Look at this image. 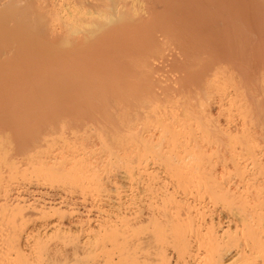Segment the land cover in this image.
Segmentation results:
<instances>
[{"label": "bare ground", "instance_id": "6f19581e", "mask_svg": "<svg viewBox=\"0 0 264 264\" xmlns=\"http://www.w3.org/2000/svg\"><path fill=\"white\" fill-rule=\"evenodd\" d=\"M50 3H52L51 0H0V169H2L0 173L20 169L21 158L19 159V155H25L24 153L29 151L27 147L31 148H29L31 153V150L36 151V149L46 148L49 142L47 137L51 134V132L49 133L51 124L50 122L46 123L48 120H56L59 123L62 122V119L65 121L66 118H70L67 119L70 123L66 120L68 127L76 126L74 122L78 124L79 121L78 125L81 124V128L84 125H89V131L85 129L88 133L91 132V127L96 125L97 129L100 128L98 132L101 133L102 131V136L105 135L104 140L105 138L107 141L110 139L111 143L117 136H120V140L121 137H126V141L123 139L124 142L122 143H119L120 141L118 140V143L122 145L118 146L116 150L119 152V154H116L117 156L119 155L120 163L125 168L124 171L122 170L120 178H122V182L131 184L129 181L134 183L137 181L143 184L145 181L148 182L149 173H152L149 168V160L156 153L153 150H156L159 145L155 142L157 144V146L155 145L156 148L152 147L154 146L153 134H155L156 138L158 136L156 133L152 134L154 129L151 130V127L155 128L157 124L155 126L153 124L150 127V122L155 121V117L157 118L160 115L158 121L162 120L164 125L167 126L168 124L175 125L176 121H173L174 117L171 114L176 116V120H179V123L186 120L184 118L188 116L187 119L197 122L196 126L199 123L204 125L200 127L207 125L211 142L210 159L219 167L217 172L220 175L228 172L227 176L230 177L227 184L222 183L226 185L227 189L224 190L227 194L217 192L220 199L227 203L228 206L226 208L229 207V213L227 214L231 216V221H228L227 229L229 231L226 232H232L235 235L220 234L219 236L216 234L211 235L212 233L207 235H186L194 230L195 224H191L190 220L192 218L188 220V216L187 219L184 218L186 221L188 220L186 224L185 221V223H182L183 217L180 218V216V219L175 221L178 216L175 219L173 217V220L166 213L169 221L167 219L164 225V221H160L162 218L157 220L155 214L153 215L151 212H142L139 216L136 213L137 215L134 214L135 218L130 223L126 224V226L123 225L126 228V232L133 231L134 233L132 234L133 236L127 235L131 237V239L129 238V243L126 240L127 236H125L126 239L123 238L126 242L124 244L128 247L124 246L126 249L121 247L124 250L120 254L119 262L123 260V263L120 264H124V262L125 264H174L171 262L169 255L170 252H174L173 246L178 252V254L176 253L177 259L185 260L184 257L187 255L186 261L189 264H264V206L258 207V210L256 207L255 211L245 210L247 199L244 196L246 195L241 194L244 190L241 189V193H239L240 191L237 188L243 185L241 183L245 181H241L246 178H240L239 180L234 176V174H246L249 172L250 167H258L260 163L256 162L255 159L264 156V0H66L64 4L58 6L60 7L58 9L56 7L51 8ZM61 9L63 10L61 11ZM42 41L43 43L40 44ZM45 41H47L46 44L44 43ZM39 58H44L41 61L47 71L38 64ZM20 63L26 64L20 65ZM34 63L37 64L36 68L33 67L37 72L31 68L35 65ZM164 64L167 65L165 66ZM163 65L164 67L162 68ZM169 65H171V74L167 73ZM161 68H165L166 71L164 69L163 72ZM30 70L34 71V74L37 73L35 75L36 79L32 75V80H37L40 75L43 78L40 76L38 80L42 79L39 82L38 80L37 82L31 80L32 82L28 85L29 81L26 80L28 78H23L24 76H31H28L32 72ZM44 70L46 73L43 72ZM44 74L45 76H43ZM173 74L178 76L179 79H176L177 81L171 79ZM22 75L23 81L21 79L20 83H18V78ZM26 81L28 82L26 83ZM25 86L26 88H24ZM22 89L26 90V93L24 90L22 92ZM176 109L180 112L182 111V113L177 115L179 111L176 112ZM230 110L236 113L235 119L229 114ZM184 112L185 114H183ZM38 116H40V119ZM222 116L226 118L224 123L221 122ZM74 118L78 121H75ZM57 119H60V121ZM41 120L46 124L42 123ZM39 121L41 124H45L46 134L49 133L48 136L45 134L48 141L47 143L44 142L46 144L41 143L45 141H41L45 139V137L41 138L44 134L42 132L44 126L42 128L41 124L40 126L39 124L35 125ZM54 121H51V123ZM158 121L153 123H163ZM186 121L184 123H187ZM190 121L188 122L190 123ZM56 122L52 123V125L59 126L63 124H55ZM33 123L39 127L33 126ZM65 125L66 123H64ZM78 125L76 127L80 128ZM183 125L186 126V124ZM61 126L60 129L53 127V134L54 129H59V131L63 132ZM81 128L79 131L82 132ZM84 128L88 127L84 126ZM156 128L155 130H157ZM84 134L86 136V133ZM129 137L132 140L131 143H127V140H130ZM74 141H76V137ZM30 144L31 146H29ZM48 144L50 145V143ZM169 146L171 147L172 145ZM6 148L8 153L4 152ZM197 148L199 149V146ZM172 150L169 149L171 153ZM190 151H193V154H185L187 155L185 159L181 155L184 162L180 161L178 164L177 162H179L178 160L181 157L177 153L174 152L177 157H175V154L173 156L174 158L179 157L178 160L176 159V163L175 160L172 161L173 157H170L171 159L165 157L166 160H170V164L172 162V165H181L180 168L174 166L172 169L173 166L169 164L170 166L168 167L172 166L171 170H169L173 171L171 173H174L173 175L175 176L173 178H185L181 170H186L189 173L192 170H197L195 173L200 171L199 165L196 168V165L194 166L193 164L196 160L204 159L203 161H205L207 159L205 157L206 151L201 152L200 150L198 153L196 148L195 151ZM39 152L42 153L43 151H36V153ZM185 152L187 153V151ZM31 153L28 158L29 163L24 162L27 161L24 160L22 161L24 164L32 162V160L30 162V159L34 157L31 158V156L36 153ZM120 153H122V156H120ZM197 154H199L198 157ZM54 156H51V159ZM78 156L80 157V155ZM81 156L83 155L81 154ZM36 157L38 158L37 154L35 155ZM60 157H54L52 163L41 164L42 166L47 164L48 167L47 165L45 167L53 172L59 166L57 163L61 159L65 161V158ZM64 157L66 156L64 155ZM66 158L69 159L71 157L68 156ZM43 161L45 162V160ZM76 161L75 159L77 164H74V161H65L64 163L68 162L63 164L66 168L63 166L58 167L59 171H70V169H73V171H68V173L72 172L71 175L75 173V175L88 179L86 174L92 172V164L84 162V160L83 162ZM215 165L212 167L213 170L210 168V173L216 170L217 167ZM38 166L41 165L39 164ZM5 167L8 171L4 172ZM202 171L200 172L201 174ZM205 171V176L210 179L211 174L208 173L209 171ZM220 171H223V174ZM229 171H232V174ZM39 172L41 171L39 170ZM52 172L49 175L52 174L53 176ZM229 173L236 178L233 177L231 179ZM42 174L40 173V176ZM201 174L199 176L196 174V176L200 178ZM219 174L213 172L211 179L219 181ZM46 175L44 174L45 179L47 176L49 177V175ZM61 175L66 176L67 173L65 172V174ZM173 175L171 174V176ZM59 179L61 178L59 177ZM78 180L79 182L80 180L83 181L81 178ZM148 183L144 185L148 186ZM144 185L141 188L145 192ZM223 187H220V189ZM169 194L166 196H173V194ZM140 196L142 195L140 194ZM168 197L166 200L171 203L172 199L170 197L168 199ZM175 198H173L172 202L177 203ZM239 200L244 205L242 210H239L236 206V204L240 206ZM181 205L183 206V204ZM185 209L188 210V206ZM197 214L200 215L201 211ZM163 216L166 218L165 215ZM23 219L25 220V218ZM24 220L20 221V223L19 220L15 221V224L12 222L14 224H11L14 227L13 231L14 233L15 231L17 232L15 235H24L22 232L25 231L23 227V225L25 226ZM179 221L182 222L179 223ZM67 223L65 225L75 224L69 219ZM100 223L102 224V222ZM107 223L108 221L105 224ZM201 224L203 225V223ZM107 225H110V223ZM142 225L146 227L147 232L143 231ZM150 225H155L152 231H149ZM100 226L98 228H102ZM40 227L42 226L40 225ZM138 227H142V231ZM21 228L22 231H20ZM7 229L10 230L11 227ZM104 229L106 230L102 232L98 229L99 235L91 236V234H86L87 236L79 240L80 243L78 244L80 246L77 249L82 255L88 257L86 259L92 258L93 255V261L90 264L108 263L100 259L99 256L97 257L98 252L103 250L102 243L106 246V241L103 240L104 235L110 232L108 227ZM200 229L195 232L197 234L202 233ZM122 230L124 229L122 228ZM10 233L13 235V232ZM168 233H176V235H167ZM181 233H184L185 236L182 235L183 237L178 240L174 239V237H179L178 234ZM248 233L250 234L247 235ZM116 237L119 238L120 236ZM116 241L119 242V239ZM72 243L74 244L75 242L72 240ZM78 244L76 245L78 246ZM252 248H255L256 257L254 259H256V262L251 261V258H253L252 253L254 252H252ZM79 251L77 252L78 255ZM180 259L179 261H181ZM181 263L185 262L181 261Z\"/></svg>", "mask_w": 264, "mask_h": 264}, {"label": "rangeland", "instance_id": "374dc122", "mask_svg": "<svg viewBox=\"0 0 264 264\" xmlns=\"http://www.w3.org/2000/svg\"><path fill=\"white\" fill-rule=\"evenodd\" d=\"M51 2L52 3H50L51 4L50 7L51 8L56 7L58 9V8H60L58 6L60 4H64V2H66V0H53V1L51 0ZM54 3H55V6H54ZM62 10L63 9H61V11ZM43 41L40 42V44L43 43ZM46 42L47 41H45L44 43L46 44ZM40 44H38V45L40 46ZM45 44H43V45L45 46ZM38 45H37V47H38ZM37 50H39V49H37ZM43 59H40L39 58L40 63H39V61H37V59H36V61L38 62V64H40V66L43 67V69H45L44 68V63L41 61ZM25 64L24 63H20V65H25ZM36 65L37 64L33 65L31 68L37 72V70L33 68ZM164 65L166 66L167 64H164ZM164 65L162 66V68L164 67ZM168 68L169 69H167V71H168L167 73L171 74V70H170L171 65H169ZM164 69H162V71ZM45 70L43 71L44 73H46ZM30 71H32V70H30ZM165 71H166V69H165ZM43 72H42V74H43ZM36 74H34V71H32L28 75V76L31 75L30 77H25L24 76V78H23V75H22L20 78H18V83H20V80L22 78L23 79L28 78L26 80L29 81V83H28V85H29L30 82H32V81H34L36 79V77H35ZM32 75H34L33 76L35 78L34 80L31 79ZM175 75L174 74L171 75V79L177 81L179 78H178L177 75L176 76ZM37 76H39V75H37ZM40 76L42 77V75H40ZM43 76H45V74ZM39 77H38V79H39ZM23 79L21 81H23ZM37 80H35V81L37 82ZM40 80H38V82ZM28 81H26V83ZM24 88H26V86ZM27 89H28V87H27ZM23 90L24 89H22V92L25 91V93H26V90H24V91ZM175 111L177 112L179 110L176 109ZM229 112H230L229 114L232 117H234V119H235L236 118V113L233 112L232 110H230ZM181 113H182V111L181 112L179 111V113L177 112V115L178 114L180 115ZM183 114H185V112ZM159 116L157 118L155 117V119H154L155 121H153V122H157L158 121V118H160ZM171 116L174 117L173 121L174 122L176 121V124L175 125L173 124L174 126L171 125V124H168V126L167 125H164V122L162 120L161 121L163 123H160V124L159 123L150 122L151 123L149 125L150 127H151V125L153 126V124H154V126H155V124H157L156 125L157 128L155 127L157 130H155V128H152V127H151V130L154 129L152 131V134L153 133H156L157 136H158L156 138L155 137V134H153L154 135V143H153L154 146H152V147L153 148H156L155 145L157 146V144H159L158 146H160L161 148L157 146V149L156 150H153V152L156 151V153H155L156 156H155V154H153L152 155V158L153 159L150 158V160H149V162H150L149 168L152 171V173L149 171L150 172L149 174H150V177H152V176L153 177L152 178L148 177L149 178L148 182L150 181V179H151V181L149 183L147 181H145L143 184L138 183L137 181L135 182L136 184L134 182H132V181H129V182H131V184L130 183H126V182H122V178H120L122 176V172L124 171L125 168H124V165L122 163H120V158L118 157L119 155L117 156V154H119V152L116 151V150H117L118 146L122 145V144H119V143H122V142L126 141V139H127L126 137H121V140H120V136H117L112 141L113 143H111L110 139H109V141H107L106 138H105V140H106L105 141L104 140V136L105 135L102 136V134H101L102 131L100 130L101 133L98 132V130L100 128L97 129V126L96 125H93L94 127H96L95 130H93L94 127H91L92 128V129H90L91 132H88L87 133V131H85V129L88 130L89 129V125L88 126L87 125H84V126H86L88 128H84V126H83V128H84L83 129L80 126L81 124L78 125L79 124V121L77 119H75V118H74V120L75 121H78V124H76L77 122H74V123H75L76 126L77 125L80 126L82 132L79 131L80 128H78L76 126H73L74 128L72 126H71L72 128L70 126L69 127L67 126V122L70 123V121L67 120V119H70V118H66L65 121H63L64 119H62V122H59V123L56 122V120L55 121L54 120H51V121L56 122L55 124H57V123L58 124L63 123V124H61L63 126H64V123H66V125L64 126V129H63V126H61V125L54 126V125H52V123H54V122L51 123V121L45 120V121H47L46 123H49L50 122V124H51V128H50L51 131L49 130V133L51 132V134H53V132H52L53 127L54 128L55 127H58L60 129V126H61L62 127L61 130H63V132H61V131H59V129L55 130L56 129L55 128L53 130L54 131V134L53 135L50 134L49 137H47L49 133L46 134L47 131L45 132V124L46 123L43 122L42 120H41V122L42 123H45L44 125L41 124L40 121L37 122V123H35V125L36 124H39V126L41 124V127L42 128L44 126V128L42 130V132H44V134L42 135L40 133V135H42L41 138L45 137V139H42L41 141H43V140H45V141H43L41 143H44V142L47 143L48 141L46 139L49 138L48 139L49 140L48 143H50V145L47 143V146L45 145L46 148L44 147L45 149L44 148L43 149H36V151H38V150L41 151L42 150L43 151L42 153H40V152L39 153H36V151L31 150L32 153H36L37 154L38 158L37 157L35 158V155L36 154H32L31 152H29L31 148L29 147L30 148L29 149L27 147V149L29 150L28 151L29 154L27 152V153H24L25 155H21V156L19 155V159L21 158L20 159V161H21L20 169L21 170L20 169H15V170L12 171L13 172L12 173V172H9L8 170H6L7 168L5 167L4 172L5 171H8V172H6V173H3L2 172L3 174L0 173V264H90L93 261V259H92L93 258V255H92V258H90V259H86L88 257H86L85 255L84 256L82 255V253L77 249V247L80 246V244H78V243H80L79 240L82 239L83 237L87 236L86 234H89V235L91 234V236L92 235L95 236L97 234L99 235L100 232H102L103 230L104 231L106 230V229H104L106 227H108L110 229L109 230L110 232H107L108 234L106 233L104 235V239H103V240L106 241L105 242V245L106 246H104V244L102 243L103 250L98 252L97 257L99 256V258L102 259L103 261H107L108 262L107 264H120V263H123V260L121 262H119V259H120V254H122V252L124 250L121 247H123V248H125V247L127 248L128 247V246L125 245L126 244V242L124 240V239H126L125 236H127V235H130L131 236L134 233L133 231H131V232L130 231H127L128 232L127 233L125 226H126V224L130 223L133 218H135V215L138 214V216H139V214L141 215L142 212H146V211L153 213V215L155 214V217H157V220L159 218L160 219L162 218L161 220L160 219L159 220L161 222L164 221L163 224L167 221V219L169 221V218L170 219H173V217H174V219H175L176 216H178V218L176 217V220L175 221H177V219H180L182 217H183V219L184 218L187 219L189 217L188 220H190L192 218V220H190L192 223L190 221H189V223H191V224H194L195 223L196 224V225L194 224V228H193L194 229L193 230L194 232L192 231L190 233H187L186 235H205V234L207 235L209 233H212L211 235H215L216 234V235H219V236H220V234L221 235L222 234L223 235H232V234L235 235L232 232H226V231H229L227 229V226H228L229 222L231 221V216H228V214H227V213H229V211H228V208L229 207L226 208L228 206L227 203L225 201L221 200L220 199V196H219V193L220 192L222 194L225 193V190L227 188L225 187L226 185H223V184H227L228 178L230 179V177L227 176L228 172L227 173L224 172V175H220L219 172H217V169L219 171V167L216 166L211 161V159H210L211 158V155H210L211 154V149H210L211 148V142H210V138H209L210 135H209V131H208L207 125L205 126L206 128L205 127H200V126H204V125H202V123L200 125V123L198 122L199 124H197V126H196V123L197 122L193 120L194 121V123H193L194 126H193L192 125V122L193 121L192 120L190 121L189 119H187L188 116L187 117L184 116L185 117L184 119L190 121V123L188 121H186V120L182 121L183 124H186V126H185V125L182 124L181 121L179 123V120H176V116H174V114H171ZM39 117L40 116H38V118ZM42 117H43V115H42ZM44 118H45V114H44ZM57 120L60 121V119H57ZM66 120H67V122H66ZM225 120H226V118L224 116H222L221 117V122L224 123ZM185 121L188 124L187 123H184ZM71 123H72V121H71ZM50 124H49V126H50ZM35 125L33 123V126H35ZM69 125H71V124H69ZM29 126H31V125H29ZM39 126L37 125L35 127H39ZM41 127H40V129H41ZM46 128H47V126H46ZM68 128H69V130H68ZM183 128H185V129L183 130ZM200 128H202V129H200ZM158 129H160V130H158ZM56 131H57V133H55ZM58 131H59V133H58ZM95 132L98 133L97 134L98 136L96 135ZM80 133H81V135H80ZM84 133H86V136H85ZM40 135L38 134L39 137H40ZM130 135H127V136H130ZM82 136H83V138H82ZM101 136L103 137V139H102ZM75 137H76V141H74L75 140ZM78 137H79V139H77ZM130 137H129V139L131 140ZM161 138H163V139H161ZM123 139H125V140L123 141ZM130 140H127V143H129V142L131 143L132 140L131 141ZM115 141H116V143H115ZM52 142H53V144H52ZM46 143H44V144H46ZM169 145H172L173 147L172 146L170 147ZM29 146H31V144ZM167 146H169V147H167ZM193 146H194V148H193ZM198 146H199V149L197 148ZM65 147H66V149H65ZM110 147H111V149H110ZM166 147H167V149L165 150ZM70 148L71 149L73 148V150H71ZM168 148L171 149V150L173 149L172 150V153H171V151H169ZM195 148L197 150L196 152H198V153L200 152V150H201V152H205L206 151L205 157L207 159L205 161H203L204 159L203 160H200V161L196 160L194 162V164H193L194 166L196 165V168L199 165V167H200L199 170L200 171L198 173H195V172H197L196 168H195L196 171L192 170L190 173L189 172H186V170L185 171L181 170L182 173H183V176L185 178H183V177L180 178L182 181L177 176L176 177L178 179L173 178L175 176L173 175L174 173H171L173 171H170L171 170V167L173 166L172 169L174 168V166H177V167L180 168L181 165L178 166V165H176L174 163H173L174 165H172V162L170 164V162H169L170 160L168 161V159H171L170 157H173L175 153H177V155L180 156V157L182 155L183 158L185 159V157L187 156L185 154H189V153L193 154V151L191 152L190 150H194L195 151ZM57 149H58V151H57ZM158 149H160V150H158ZM73 151H74V153H73ZM165 151H166V153H165ZM182 151H184V153H182ZM185 151H187V153ZM4 152L5 153H8V149L6 148L4 150ZM110 152H112V153H110ZM30 153L32 154L31 158L34 157L33 158L34 160L33 159H30V162L32 160V162L30 164H27V163L24 164L22 161L27 160V161H24V162H28V160H29L28 158L30 157ZM67 154H68V156H70L71 158L73 157V158L72 159L71 158H69V159L66 158V157H68ZM81 154L83 156H81ZM40 155H42V156H40ZM50 155L51 156H54V157L57 156V158H58V156L60 157V155H61L60 158H65V161H68V162H70V161L73 162L74 161L73 162L74 164H77V163H75V159L77 161H79V162L80 161L83 162V160H84V162H89L93 166V168L91 169L92 172H90V174L87 173L88 175L86 174V177L88 178V179H86L85 177L84 178L83 177H80V175L79 176L77 174L75 175V173L72 174L73 175L72 176L71 175L72 172L71 173H68V171H69L68 170V167H67V170L68 171H65V170L59 171L60 169H58V167L60 168V167L63 166V164H67L68 163V162L64 163L65 162L64 159H63V161L61 159L57 163V165H59L56 168L58 171L54 168L55 171L52 172V171H50V169H47V167H48L47 164H46L47 167H45L46 165H43L42 166V164H41V163H44V164L45 163H52L53 160H54V157H52L53 159H51V156ZM62 155H63V157H62ZM64 155L66 157H64ZM78 155H80V157ZM162 155H164V156H162ZM177 155L175 157H177ZM26 156H28V157H26ZM120 156H122V153H120ZM198 156H199V154H197V157ZM165 157H167L168 159L166 160ZM25 158H27V159H25ZM41 158L43 160H45V162ZM82 158H83V160H81ZM183 158L181 157L180 160H178L179 157L178 158H174L173 157L172 161L175 160V163H176L177 162L176 159H177L179 161V162H177V164H178V163H180V161L181 162L182 161L184 162V159ZM263 158H264V156L257 157L255 159V161L256 162H259L260 164L258 165V167L256 166V168H251L250 167L249 172L246 171L247 172L246 174H244V175L243 174L242 175L241 174H237V175L234 174V176H236L237 179H239V180H240V178H243V179L246 178L247 179V181H246V179H244V180L242 179L243 181H241V182H244L245 181L244 182L245 184L244 183H241L243 185H241V187H239L237 189L240 191L239 193H241V189L244 190L243 192L245 194L243 192L241 194L242 195H246V196H244V198H246L248 202L246 201L245 202V205L249 209L245 206L246 207L245 210H248V211H251V210L252 211H255V208L256 207H257V210H258L260 207H263L264 206V201H263L264 200V169H263L264 168V159ZM105 159H107V160H105ZM87 160H90V161H87ZM231 162H233V161H231ZM113 163H115V164H113ZM39 164L41 166H38ZM169 164L172 165V166L171 167H168V166H170ZM213 164L215 165V167H217L216 170H215V167H214V170L215 171H213V172L218 173L221 176V177L219 176V181H217V180L215 181L214 179H211L213 172L212 173H210V172H211V169L213 170V168H212L214 166ZM94 166H95V169H94ZM190 166H192V165H190ZM63 167H65V166H63ZM43 168H45V169H43ZM188 168H190V167H188ZM201 169L204 170V171H202ZM1 170L2 169H0V172H1ZM39 170L41 172H39ZM205 170H207V172L209 171L208 173L211 174L210 179H207L208 177L205 176L206 175L205 174L206 173ZM70 171H73V169L72 170L70 169ZM201 171H202V174L200 173ZM232 171H229V172L231 173ZM47 172H49V173L47 174ZM50 172H52L54 175L53 176H52V174L49 175ZM65 172L67 173V175L69 174L71 176L68 175L69 176L68 177L66 175L67 176L66 177L65 175H61V174H65ZM220 172H221V174H223V171H220ZM40 173H43L42 176H40ZM103 173L105 174V176H104ZM199 173L201 174L200 178H198L196 176V174L199 176L200 175ZM234 173H235V171H234ZM1 174H2V177H1ZM44 174L45 175L46 174L49 175V177L47 175L46 176L48 178H50V179H48L47 177L45 179ZM58 174H60V175H58ZM171 174L173 176H171ZM231 174L229 176H231V179H232L234 176L231 175ZM186 175H187V177H186ZM202 175H204V176H202ZM58 176L61 179H59ZM88 176L89 177L91 176L90 178H92V179H90ZM113 176L116 177V178H114ZM207 176H210V175H207ZM56 177H58V178H56ZM79 177L83 181L80 180V182H79V180H78V179H80ZM236 177H234V178H236ZM66 178H68V179H66ZM70 178H71V180H70ZM184 179H185L186 182L184 181ZM77 181H78V184H77ZM94 181L96 182V184H95ZM184 182H185V184H184ZM145 183L146 184L148 183V186H145L144 185ZM149 184H151V185L149 186ZM219 184L220 185H223L224 187L223 186H220ZM142 185L145 186L144 187V189L146 190L145 192H144L143 188H141V187H143ZM112 186L114 188L116 187L115 188L116 190ZM242 186H244V187L242 188ZM220 187H223V188L220 189ZM82 189H84V190H82ZM238 190H237V192H238ZM217 191H219V193ZM143 192H144V194H142ZM169 193L171 195L173 194V196H174V197L173 196L172 197L169 196L172 199L171 200V203L172 204L168 200H166L167 197H168L166 195L169 194ZM140 194L142 196H140ZM225 194H227V193H225ZM83 195H84V197H83ZM137 197H139V199H137ZM141 197H142V199H141ZM169 197H168V199H169ZM173 198H175V200L177 199V203L176 202H172L173 201ZM157 199H158V201H157ZM242 200L244 201V199H242ZM239 201H240V206H239V204H236V206H237V208H239V210L240 209L242 210V209H244V205H242L243 203L241 202V200H239ZM134 204H136V205H134ZM181 204H183L184 207ZM253 204H255V205H253ZM132 205H134V206H132ZM142 205H144L146 208L144 206H143V208H141ZM203 205H204V207H203ZM256 205H258V206H256ZM149 206H150V208H148ZM178 206L179 207L181 206L183 208H181V207L179 208ZM187 206H188V210L185 209V207H187ZM134 207H137V208H134ZM224 208H225V210H224ZM180 209H182V210H180ZM137 210H138V212H137ZM185 210H187L189 212V214L190 213H192V214H190V216H189V214L186 215V213H188V212L186 211V213H184ZM194 211L195 212L198 211V212L195 213ZM200 211H201V214L200 215L197 214V213H200ZM166 213H168L170 215L169 218L166 217L167 216ZM183 213L185 214V216H183L184 215ZM163 215H165L166 218H164ZM228 217H230V218H228ZM23 218H25V220ZM68 219H69V221L72 220V222H74L75 224L72 223L73 225L72 224L71 225H65V223L68 224L67 223ZM186 219H184L183 222L182 221H179V223H181V222L182 223H185L186 222V224H187L188 220L186 221ZM18 220H19V223H20V221L22 222V220H24L23 222L25 223V226L23 225V227L25 228V229L24 228L23 229L25 231H22V228L20 230V231H22L24 233V235H22V236L21 235H18V236L15 235V233H17V232L15 231V233H14V231H13L14 230L13 225L15 224V221H18ZM107 221H108V223H110V225H107L108 223L105 224ZM120 221H121V223L122 222L123 223L121 224ZM62 222H63V224H62ZM76 222H78L77 225H76ZM99 222H102V224L101 223L99 224ZM205 222H207V223H205ZM201 223H203V225ZM11 224H13V225L11 226ZM56 224H58V225H56ZM104 224H105V226H104ZM206 224H207V226H206ZM6 225H8V226H6ZM40 225L43 228L40 227ZM50 225H52L54 227H52V226L50 227ZM75 225H76V227H75ZM98 225L99 226L101 225L103 229L102 228H98L99 227ZM123 225H125V226H123ZM67 226L68 227L71 226V227L68 228ZM110 226H112V227H110ZM154 226L155 225H153V226L150 225L149 231L150 230L152 231L154 229ZM10 227H11V229H10ZM142 227L144 228L143 231L147 232L148 225H147V229H145L146 227H144V225H142ZM198 227H200L201 229L198 228ZM218 227H219V229H218ZM7 228H9L10 230H8ZM122 228L125 231L122 230ZM141 228L138 227V229H140V230H141ZM68 229H71V230H68ZM98 229H99V231L101 230L99 233H98ZM197 229H200L202 231V233L197 234V232H195V231H197ZM119 230H120V232H119ZM136 230H134V231H136ZM9 231L10 232H13V235H11L12 233H10ZM137 231H139V230H137ZM222 232H225V233H222ZM81 233H82V235H84V234L85 235L82 236ZM26 234H27V236H26ZM249 234L250 233H248L247 235H249ZM167 235H176V233H171V234L168 233ZM178 235H179V237L178 236L177 237H174V239L178 240L179 238L183 237L182 235L185 236L184 233H181V234H178ZM116 236H120V237L117 238ZM129 238L131 239V237H128L127 236V239L126 240L128 241V243L130 242V239ZM18 239L19 240L21 239V240L19 241ZM118 239H119V242L116 241ZM72 240H73V242H75L74 243L75 245L72 243ZM76 244H78V246ZM114 244H115V246H114ZM12 247H14V248H12ZM174 248L175 247L173 246V251L174 252H172V253L170 252L171 254L169 253V255H170L171 258L168 255V257L170 258L171 262L174 263V264H180L181 261H183L185 263H181V264H186V262H187L186 261L187 255H186V257H184L185 260H182V259L179 258L181 260V261H179V259H177V255H176V253L178 254V252H176L177 250L174 249ZM254 249L252 248V252L254 251L252 253L253 254L252 255L253 258H251V261L252 262H256V259H254V257H256L255 250ZM77 250L79 251V255L77 253L78 252ZM109 250L112 251V252H110ZM68 253H69V255H68ZM256 253H257V251H256ZM94 256H96V255H94ZM177 260H178V262H177ZM124 264H125V262H124ZM187 264H189V262H187Z\"/></svg>", "mask_w": 264, "mask_h": 264}]
</instances>
